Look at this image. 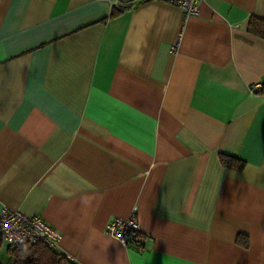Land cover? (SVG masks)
Returning a JSON list of instances; mask_svg holds the SVG:
<instances>
[{
  "label": "crops",
  "instance_id": "crops-1",
  "mask_svg": "<svg viewBox=\"0 0 264 264\" xmlns=\"http://www.w3.org/2000/svg\"><path fill=\"white\" fill-rule=\"evenodd\" d=\"M116 10L0 0V209L77 264H264V0ZM129 217L124 246L106 227Z\"/></svg>",
  "mask_w": 264,
  "mask_h": 264
},
{
  "label": "built area",
  "instance_id": "built-area-1",
  "mask_svg": "<svg viewBox=\"0 0 264 264\" xmlns=\"http://www.w3.org/2000/svg\"><path fill=\"white\" fill-rule=\"evenodd\" d=\"M113 8L124 10L143 0H109ZM180 7L185 16L198 14L204 0H160ZM251 90L264 96V83H255ZM141 226L134 217L115 218L106 227V233L128 246L135 239ZM0 238L11 247L23 244L41 243L50 250H56L62 234L41 215H25L19 211L3 207L0 209Z\"/></svg>",
  "mask_w": 264,
  "mask_h": 264
},
{
  "label": "trees",
  "instance_id": "trees-1",
  "mask_svg": "<svg viewBox=\"0 0 264 264\" xmlns=\"http://www.w3.org/2000/svg\"><path fill=\"white\" fill-rule=\"evenodd\" d=\"M119 12L114 11L113 14ZM248 33L264 40V18L251 16L246 24ZM219 160L222 166L241 170L245 161L228 154H220ZM246 243V242H245ZM2 240L0 238V246ZM6 252L9 255L7 263L0 264H77L67 258L65 255L58 253L56 250H50L41 243L23 244L16 247L7 245Z\"/></svg>",
  "mask_w": 264,
  "mask_h": 264
},
{
  "label": "rangeland",
  "instance_id": "rangeland-1",
  "mask_svg": "<svg viewBox=\"0 0 264 264\" xmlns=\"http://www.w3.org/2000/svg\"><path fill=\"white\" fill-rule=\"evenodd\" d=\"M6 244L4 242H2V245H1V251H0V260L1 261H5V254H6Z\"/></svg>",
  "mask_w": 264,
  "mask_h": 264
}]
</instances>
